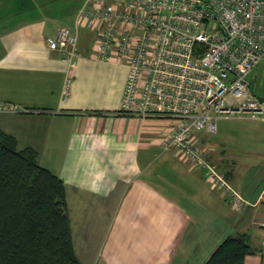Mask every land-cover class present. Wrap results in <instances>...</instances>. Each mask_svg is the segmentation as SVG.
<instances>
[{
  "label": "crops",
  "instance_id": "0c3cea01",
  "mask_svg": "<svg viewBox=\"0 0 264 264\" xmlns=\"http://www.w3.org/2000/svg\"><path fill=\"white\" fill-rule=\"evenodd\" d=\"M84 1L0 0V102L23 109L0 112V131L62 180L78 262L204 264L222 240L244 236V264H264V123L231 114L215 134L196 133L244 200L237 207L160 149L171 122L121 112L128 71L94 57L92 31L74 30ZM61 27L77 33L70 67L49 47Z\"/></svg>",
  "mask_w": 264,
  "mask_h": 264
},
{
  "label": "built area",
  "instance_id": "2783aa9c",
  "mask_svg": "<svg viewBox=\"0 0 264 264\" xmlns=\"http://www.w3.org/2000/svg\"><path fill=\"white\" fill-rule=\"evenodd\" d=\"M79 28L92 31L97 60L127 68L121 112L171 122L160 149L243 206L196 133L214 134L231 114L264 121V98L250 94L247 82L264 60V0H85L74 18ZM49 47L70 67L78 57L77 33L61 27ZM69 85L66 76L63 96ZM21 111L0 102V112Z\"/></svg>",
  "mask_w": 264,
  "mask_h": 264
},
{
  "label": "trees",
  "instance_id": "16d2710c",
  "mask_svg": "<svg viewBox=\"0 0 264 264\" xmlns=\"http://www.w3.org/2000/svg\"><path fill=\"white\" fill-rule=\"evenodd\" d=\"M246 237H227L204 264H244ZM0 264H80L62 180L0 131Z\"/></svg>",
  "mask_w": 264,
  "mask_h": 264
},
{
  "label": "rangeland",
  "instance_id": "374dc122",
  "mask_svg": "<svg viewBox=\"0 0 264 264\" xmlns=\"http://www.w3.org/2000/svg\"><path fill=\"white\" fill-rule=\"evenodd\" d=\"M247 82L249 83L248 91L250 94L264 98V60L260 61L258 66L248 75ZM255 121L264 123L262 120Z\"/></svg>",
  "mask_w": 264,
  "mask_h": 264
}]
</instances>
